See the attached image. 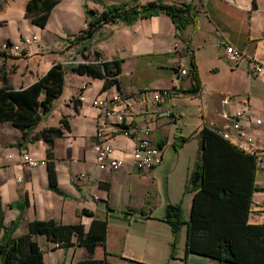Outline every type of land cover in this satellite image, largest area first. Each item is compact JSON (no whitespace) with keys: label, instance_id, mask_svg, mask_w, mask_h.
<instances>
[{"label":"crops","instance_id":"crops-1","mask_svg":"<svg viewBox=\"0 0 264 264\" xmlns=\"http://www.w3.org/2000/svg\"><path fill=\"white\" fill-rule=\"evenodd\" d=\"M28 2L0 0V45L38 37L37 43L22 46L20 54L0 56V89H14L0 109L4 226L16 223L17 237L27 234L30 222L37 220L82 224L86 231L94 220L108 223L106 244L94 254L81 246L58 248L46 236H37L44 264L105 258L109 264H185V260L188 264H227L187 253L186 225L174 249L175 235L164 218L168 205L180 204L183 218L189 220L193 193L185 187L190 174L202 164L201 131L229 129L242 101H248L262 120L257 125L250 118L244 126L255 137L257 156L264 157V0H60L45 27L27 16ZM150 2L192 3L198 22L179 30L168 14L160 13L132 24L104 25L89 42L71 44L73 35L88 28L86 8L100 14L114 4ZM228 45L243 54L237 65L224 60ZM85 46L90 59L99 51L104 61H123L118 84L105 89V79L67 71L62 85V70L73 60L83 61ZM57 64L62 65L61 71L51 73ZM193 64L201 85L197 93L189 92L194 86ZM258 66L263 67L260 73H256ZM181 69L188 74L183 76ZM164 89L171 91V97L157 104L153 94ZM82 92L85 101L78 98ZM114 95L121 102L115 104L112 122L117 120L115 113L126 107V121L141 126L154 114H173L172 119L158 118L154 123L152 140L163 147V161L148 173L135 170L136 141L122 136L112 145L113 155L125 166L102 171L96 165V133L105 115L92 101ZM28 118H38L39 123L24 140L13 123ZM64 120L69 128H63L53 145L48 144L42 132L62 128ZM230 132L235 138V132ZM24 154L39 165L26 164ZM49 162L55 168L59 193L50 188ZM262 179L258 174L257 187L262 191L254 196L251 223L264 222Z\"/></svg>","mask_w":264,"mask_h":264},{"label":"trees","instance_id":"trees-1","mask_svg":"<svg viewBox=\"0 0 264 264\" xmlns=\"http://www.w3.org/2000/svg\"><path fill=\"white\" fill-rule=\"evenodd\" d=\"M59 2L60 0H29L27 16L34 24L45 27L52 9ZM86 13L88 28L72 36V45L89 42L104 25L116 22L132 24L138 18H149L160 13L168 14L179 30L198 22V10L192 3L173 6L158 2L143 6L121 3L109 6L100 14L88 8ZM88 49L86 46L82 49L84 62L62 70V85L65 84L67 71L105 79V89L118 84L123 61H104L99 51H95L93 59H90L89 55H85ZM0 56H6V52H0ZM61 69L62 65L57 64L51 73H57ZM192 70L194 86L189 92L197 93L201 85L195 64L192 65ZM3 81L5 84L8 82L5 77ZM12 92L14 89H0V109ZM38 123V118L18 119L13 126L23 133V139L26 140ZM62 123V128H50L42 132V137L48 144L53 145V139L63 135V128H69L65 120ZM201 138L202 164L190 174L185 187L186 192L193 193L190 218H183L180 204L168 205L164 218L175 235L173 248L175 249L180 229L186 225L187 253L227 264H264V222H250L254 196L256 192L262 191L257 187L258 157L239 149L224 139L218 130L210 127L201 131ZM49 170L50 188L59 193L55 168L51 162ZM142 213H146L145 210ZM16 229V223L10 227L4 226V211L0 200V264H44L37 236H46L58 248L81 246L94 254L97 247H104L106 244L108 223L94 220L86 231L82 224L64 225L54 220H37L30 222L27 234L17 237L14 236ZM81 264L109 262L105 258ZM185 264H188L186 260Z\"/></svg>","mask_w":264,"mask_h":264},{"label":"built area","instance_id":"built-area-1","mask_svg":"<svg viewBox=\"0 0 264 264\" xmlns=\"http://www.w3.org/2000/svg\"><path fill=\"white\" fill-rule=\"evenodd\" d=\"M38 42L37 36L25 37L19 44H12L5 42L0 45V52H15L20 54L22 52V46H31ZM243 54L236 50L233 46L228 45L225 49L224 60L232 65H237L242 59ZM84 61L73 60L71 65H78ZM263 71L262 66L256 68V73ZM180 73L185 76L188 74L186 69H181ZM87 88V85L83 86V90ZM171 97V91L164 89L153 94L154 101L159 104L164 100ZM81 101H85L86 96L82 92L78 97ZM121 102L119 95H114L109 99H94L92 104L104 111L105 119L100 120L98 123V129L96 133V165L102 170L118 171L125 166V162L122 159L115 157L113 149V141L117 137H126L136 141L135 148L133 150L132 159L135 170L140 174H145L152 171L159 166L163 161V147L155 144L152 140V133L154 123L158 118H173V114L170 111L154 114L150 117L143 126L133 123V121H126V112L128 107L115 113L117 120L112 122L109 120L112 114L115 112V104ZM111 105V109L108 107ZM252 118L257 125L262 124V120L256 118L255 111L248 101H242L240 110L234 115V120L229 129L218 130L219 134L226 140L232 142L239 149L250 153L256 154L255 137L244 126V121ZM230 130H233L236 134L234 138ZM258 157V174H261L264 184V157ZM23 160L31 167H37L39 161L31 158L28 154L23 155ZM85 178V175H82Z\"/></svg>","mask_w":264,"mask_h":264},{"label":"rangeland","instance_id":"rangeland-1","mask_svg":"<svg viewBox=\"0 0 264 264\" xmlns=\"http://www.w3.org/2000/svg\"><path fill=\"white\" fill-rule=\"evenodd\" d=\"M190 190H191V189H190ZM190 190H189V191H190ZM191 193H192V192H191Z\"/></svg>","mask_w":264,"mask_h":264}]
</instances>
